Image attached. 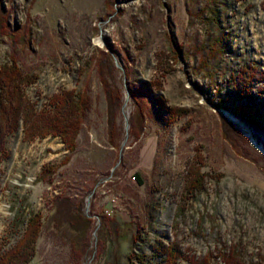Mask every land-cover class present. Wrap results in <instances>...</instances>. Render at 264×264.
Here are the masks:
<instances>
[{"label":"rangeland","instance_id":"rangeland-1","mask_svg":"<svg viewBox=\"0 0 264 264\" xmlns=\"http://www.w3.org/2000/svg\"><path fill=\"white\" fill-rule=\"evenodd\" d=\"M4 16L0 64L15 60L35 77L23 87L32 104L48 108L53 95L75 90L87 93L89 108L74 151L58 137L26 140L21 126L9 134L0 251L40 212L31 264H128L132 250L159 264V246L172 244L176 264H202L233 245L245 262L259 260L264 154L248 134L264 149V126L226 106L243 67L246 77L257 69L247 81L253 94L264 86V0H0V23ZM134 100L143 105L136 138ZM191 170L204 175L192 199L184 193ZM74 205L90 217L82 228L69 223Z\"/></svg>","mask_w":264,"mask_h":264},{"label":"trees","instance_id":"trees-1","mask_svg":"<svg viewBox=\"0 0 264 264\" xmlns=\"http://www.w3.org/2000/svg\"><path fill=\"white\" fill-rule=\"evenodd\" d=\"M212 13L213 10L209 7V10H206L205 18L207 21ZM6 25L4 16L0 23V33H4L3 27H6ZM215 41L216 44L223 47L220 52H224L226 38L223 36L221 39H215ZM244 68L238 75L237 80L236 76L231 79V105L226 107L230 113L243 122L261 128L264 126V86L253 94L252 87L247 81L252 78V75L256 74L257 69L252 67L251 76L246 77L247 68ZM259 79L264 81L262 73L259 75ZM34 80L35 77L21 72L15 60L0 64V161L6 157V141L9 134L16 131L18 126H21L23 138L26 140H32L36 137H58L69 151L76 149V138L89 108L87 93L75 90L64 91L52 96L48 108L42 107L38 109L23 92V87L32 84ZM100 82L104 85L105 91L110 94L106 81L100 78ZM118 97L120 98V95ZM159 102L160 99H157L156 103ZM159 105L163 108L162 104ZM134 107L135 110L131 115L129 124L131 126L130 131L136 138L141 128L139 124H142L143 105L134 100ZM116 135V128L112 126L109 131V142L111 145H116L114 144ZM68 158L69 156L66 157L64 162ZM49 169L53 171V168ZM203 176L197 170L190 171V177L184 187V193L189 195L190 199L204 190ZM73 208V211L67 214L69 223L74 225L77 223L75 226L82 228L91 221L89 216L80 214L75 205ZM182 211L183 208L181 207L179 213H182ZM104 217L109 219V222L106 221L105 225L110 228L109 232H112V221L106 215ZM72 220L74 221L72 222ZM21 223L24 224V227L20 237L9 248L0 251V264H31L36 253V242L41 232L42 215L40 212L32 213L21 220ZM135 237V234H133L132 241H135ZM130 252L127 255L128 264H134L135 262L136 264H143L145 260L144 254H138L133 250ZM159 253L162 257L159 264H176L180 258L178 249L173 244L159 246ZM217 259L222 261L223 264H264V254L256 262H245L239 248L234 245L217 250L215 254L212 251L206 253L202 264H207L209 261Z\"/></svg>","mask_w":264,"mask_h":264},{"label":"water","instance_id":"water-1","mask_svg":"<svg viewBox=\"0 0 264 264\" xmlns=\"http://www.w3.org/2000/svg\"><path fill=\"white\" fill-rule=\"evenodd\" d=\"M229 119H231V118H229ZM231 120H232V122L238 124L240 127L247 128V127L244 125V123L241 122V121H239L238 119H231ZM248 133H249V131H248ZM248 137H249V141H250V143L253 144L257 150H259L261 153L264 154V149L261 148L260 146H257V145H256V143L253 141L252 136L250 135V133L248 134Z\"/></svg>","mask_w":264,"mask_h":264},{"label":"bare ground","instance_id":"bare-ground-1","mask_svg":"<svg viewBox=\"0 0 264 264\" xmlns=\"http://www.w3.org/2000/svg\"><path fill=\"white\" fill-rule=\"evenodd\" d=\"M255 67V66H254ZM245 69V68H244ZM242 71V70H241ZM253 71V70H252ZM243 75V74H242ZM244 78V77H243ZM246 83V82H245ZM229 116V115H228ZM244 129V128H243ZM251 133V132H250ZM254 138V137H253ZM262 147V146H261Z\"/></svg>","mask_w":264,"mask_h":264}]
</instances>
